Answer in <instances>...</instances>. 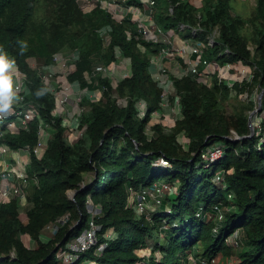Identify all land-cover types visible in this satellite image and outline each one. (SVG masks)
I'll return each instance as SVG.
<instances>
[{
  "label": "trees",
  "instance_id": "1",
  "mask_svg": "<svg viewBox=\"0 0 264 264\" xmlns=\"http://www.w3.org/2000/svg\"><path fill=\"white\" fill-rule=\"evenodd\" d=\"M44 1L0 0V48L26 73L27 100L37 105L43 121L53 127L40 158L32 150L38 120H33L28 130L0 135V143L31 148L27 171L37 180L27 192L26 222L19 216L17 198L0 203V264H61L55 248L87 226L91 216L88 199L100 208L94 216L101 226L98 242L71 264H181L194 248L201 250L196 255L212 258L230 252L227 237L237 228L243 246L236 264H264V140L255 134L247 136L246 111L231 118L220 103V94L231 88L236 94L264 88V0H255L249 17L233 13L230 0H202L200 6L190 0H155L154 17L160 28L203 40L207 43L205 58L219 64L240 60L251 66L252 77L230 87L219 81L217 74L209 84L191 73L175 76L182 117L167 130L160 123L154 124L150 137L146 127L164 94L153 77L151 58L167 44L128 37L127 29L136 33L131 19L116 22L99 4L84 11L78 0H50L52 13L39 16ZM106 24L111 25L108 43L98 32ZM246 26L250 27L248 32ZM215 29L218 34L208 44ZM32 37L37 38V45L31 43ZM117 48L121 56L130 57L131 73L114 87L110 77L95 67L117 61ZM63 50L78 53L69 61V80L102 94L100 99L82 96L81 102L88 109L78 119L83 131L74 142L66 136L62 117L52 113L55 97L43 82V69L31 68L27 61L30 55L42 54L44 64H49L52 54ZM231 130L241 137L234 138ZM180 132L188 138L186 148L178 142ZM218 141H223L224 153L208 164L201 151ZM162 155L169 165L158 162ZM211 165L213 170L207 172ZM219 170L224 177L216 181ZM158 180H178L179 186L150 220L128 204L129 187ZM70 189L76 190L74 199L68 195ZM223 190L233 194L232 200ZM227 204L234 208L222 220L206 219L207 211L215 213ZM66 214L68 220L43 240V228ZM164 221L167 228L161 230ZM21 234H28L33 245L27 246ZM150 242V254L139 255L137 251L149 247ZM101 243L105 245L98 250Z\"/></svg>",
  "mask_w": 264,
  "mask_h": 264
},
{
  "label": "built area",
  "instance_id": "2",
  "mask_svg": "<svg viewBox=\"0 0 264 264\" xmlns=\"http://www.w3.org/2000/svg\"><path fill=\"white\" fill-rule=\"evenodd\" d=\"M193 1L195 0H192L191 2L193 3ZM86 4L87 6H81L84 11H89L99 4L110 13L111 18L116 22H122L126 19V17H129L135 26L136 33L133 34L131 33V29H127L126 32L128 37L134 35L136 38L156 41L157 36L163 33L172 35V33H169L170 30L173 31V29L164 31L155 21V0H140V3L128 2V0H94L93 3L90 4L88 2L85 3V5ZM170 10L172 11V7H170ZM181 27H183V25ZM110 31L111 25L108 24L103 25L98 29L99 34L104 38L106 43L110 41ZM193 32H195V29H193ZM216 34H218L217 29H215L214 33L209 36L208 44L213 43L214 36ZM206 45L207 43L203 40L192 37H182L181 44L176 50L184 58H182V62L184 63L185 68L184 70L180 69V72L178 70L177 74L179 76L191 73L196 75L198 79L209 84L212 75L217 74L218 80L226 83L230 87L236 81L251 79V66L244 64L240 60L234 63L224 62L219 64L216 60L205 58L203 56V50ZM168 46L169 44L163 47L158 54L153 55L151 58V71L153 77L161 87L168 85L170 80L168 76L164 77V75H162V63H160L157 55L161 54L162 60V57L168 53L166 51ZM116 50V56L119 60L111 62L109 65L98 64L95 67L97 72L110 77L112 83L117 81L119 74L123 75L121 72L124 71L123 68H127L130 60L126 57H123L122 59L119 49L117 48ZM165 51L166 53L163 54ZM77 55L78 53L76 51H72L66 56H63L61 52H55L53 61L45 66L42 71L43 82L55 97V107L52 110L54 115L63 116L64 112H66L67 105H69V100L75 98L77 95L76 91L79 87H81L78 81H71L68 77L70 73L69 61L70 59L76 58ZM54 59L57 60L54 61ZM12 71L13 87L19 99L13 103L12 108L9 111H0V135L4 132L17 133L21 130H28L30 123L33 120H38L37 142L32 150L35 155L40 158L43 155L48 139L51 136L45 128V124H49L45 123L41 118L37 105L27 100V95L30 92V89L27 83L26 73L20 69L16 62L15 68ZM125 71L127 72L124 76L130 75L131 68L127 70L125 69ZM85 75L88 78V75ZM230 90L232 91L233 89L231 88ZM76 119L78 120V117H76ZM253 121L254 134L259 136V139L263 141L264 108L262 109V112H260V115L256 113L253 116ZM62 124L67 129L69 125L68 119L62 117ZM82 130L83 128H81V131ZM231 131L233 134L232 136L236 138L238 134L234 130ZM69 138H71L70 133L68 134V139ZM69 141L74 142L75 140L71 141V139H69ZM30 152L31 148L29 146L13 148L6 142L0 143V203H7L14 198L18 199L19 208H22V206L27 203L28 189L32 183L37 182L36 178L31 177L27 171V165L30 162ZM223 153V141H218L206 145V147L201 151V158L210 164L211 162L219 159ZM158 162L162 165H169L168 159L163 155L159 156ZM223 177V170H219L215 175V180L221 181L223 180ZM178 186V180L171 182L158 180L150 185L141 186L139 188L129 187L128 204L137 214L146 216L149 213V210L155 211L158 207H160L166 196L176 193ZM232 198L233 194L228 192L227 199L232 200ZM89 200L90 199L87 200V203ZM233 208L234 205L227 204L223 207H218L215 213L207 211L205 213L206 219L220 221L224 218L225 213ZM99 209V206H97L93 214H91L87 226L79 235L68 240L63 246L57 249L56 257L59 259L61 264H71L75 262L81 252L88 250L92 245H95L98 242L97 232L101 226L95 222L94 216ZM165 228H167V225L164 221L161 225V230ZM214 230H216V226L214 227ZM227 243L234 248L241 246L242 241L240 229L237 228L230 233L227 237ZM104 245V243H101L97 249L101 250ZM147 254H150V251L147 252ZM216 262L217 256L207 258L203 256H196L189 252L187 258L183 259L181 264H215Z\"/></svg>",
  "mask_w": 264,
  "mask_h": 264
},
{
  "label": "rangeland",
  "instance_id": "3",
  "mask_svg": "<svg viewBox=\"0 0 264 264\" xmlns=\"http://www.w3.org/2000/svg\"><path fill=\"white\" fill-rule=\"evenodd\" d=\"M80 6H87V4L85 5V3H93L94 0H78ZM91 1V2H90ZM194 2V1H193ZM230 4H231V8L233 13H237L243 17H249L253 14V6H254V0H230ZM200 6V5H199ZM53 11V5L52 2L50 0H45L41 6V8H39L38 13L39 16H44L49 15L50 13H52ZM249 26L245 27V32L249 31ZM172 35H168L167 33H163L161 35H158L156 38V41H160L163 42L165 44H169V46L166 48V51L168 53H166V55H164L162 57L161 60V54L157 55L159 57V61L160 63H162V68H161V73L162 75H164V77L168 76L169 78V82L168 85H166L163 88V97L161 100V105L160 107L155 110L152 115H151V119L147 124L146 127V132L148 134V136H152L153 131H154V124L156 123H160L162 124L166 130L171 128L174 124L176 119L181 118L182 117V113H181V105L179 102V96L176 94V89L173 83V78L177 75V72L180 69L184 70L185 65L182 62L183 61V57L177 52V47L180 46L181 44V39L182 36L178 35L176 33H174L172 30H170V33ZM181 37V38H180ZM31 43L33 45H37V38H30ZM252 46V44H251ZM137 47L141 50L144 51L145 47L142 45V43L138 44ZM63 56H66L68 54H70L71 52L67 51V50H63L62 52ZM54 56V53L52 54V57ZM121 58L123 59V56H121ZM126 58H129L128 56H126ZM183 58V59H182ZM58 59V58H57ZM56 59V60H57ZM54 59V61H56ZM119 60V59H118ZM28 64L31 68H42L44 69L45 66H47L48 64H44V57L42 54H33L28 56L27 58ZM119 63V62H117ZM129 65L127 66V69L131 68V59L129 60ZM122 68V67H120ZM125 69L123 68L124 71H122L121 74H119V77L117 78L116 82H113L112 85L115 87L117 85V82L123 78V76L125 75V73L127 71H125ZM164 69V70H163ZM213 78V77H212ZM77 95L75 96V98H72L71 100H69V105H67V109L66 112H64L62 117H65L68 119L69 125L65 131L66 136L68 137V134H71V141H74L78 138V136L81 135L82 131H81V127L78 125L79 120L76 119V117L81 116V114L83 112H85L88 109V105L87 104H83L81 102V96L84 95H88L91 99H100L102 94L101 91L96 89V90H90L87 91V89L79 87V89L76 91ZM260 91L254 89L251 92H247L244 91L240 94H236V92L234 90H229L227 92H223L222 94H220V103L222 105L223 111L225 114H227L229 117L234 118V116H236V114L238 112H242V111H246L248 113V116L250 115V113L258 107V95H259ZM172 97H174L172 99ZM263 99V97H262ZM119 101L122 103V100L119 99ZM252 103V105H251ZM140 107L143 109V105H144V101L139 102ZM251 105V106H250ZM262 106V105H261ZM260 112H262V107L259 108V110L257 111V114L260 115ZM143 114V113H141ZM141 116V115H140ZM71 121V123H70ZM45 128L46 130L52 134L53 133V127L49 124L46 125L45 124ZM165 130V131H166ZM177 139L178 142L183 146V147H187L188 144V138L187 136H185V134L183 132H180L177 134ZM214 165H211L210 167L206 168L207 172H211L213 170ZM31 186V185H30ZM30 188V187H29ZM71 190V189H70ZM68 190V195L71 196V191ZM223 194L224 196H227V191L223 190ZM27 203H25L22 208H19V216L21 218L22 221L26 222L27 217H26V212H25V208H26ZM98 205H94L92 203L91 200L88 201V212L91 214H93V212L95 211V209L97 208ZM154 210H149V213L146 215L147 219L151 220V216L153 214ZM68 214L64 215L63 217L58 218L57 221L55 222H51L49 224H47L43 230H42V234H41V238L43 240H47L49 239L51 236L54 235L55 231L57 230V227H59V225L64 224L67 220H68ZM165 230V229H163ZM162 235V233H161ZM160 236V235H159ZM20 237L22 238V240L24 241V243L27 246H32L33 245V240L31 239V237L28 234H21ZM161 237H159V240ZM153 242V240H152ZM152 242H150L149 247H144L139 249L137 252L139 255L141 256H148L149 254H147V252L151 251L150 246L152 245ZM243 243L241 244L240 247L234 248L232 247L230 252L228 254H219L217 256V262L215 264H236L238 262V252L242 249ZM198 251H201L200 248L199 250L197 248H194V250L192 251L193 255H196L198 253ZM157 256H160L159 251L156 252ZM186 254L184 256V258H187ZM199 256V255H196ZM183 256H180V259H182Z\"/></svg>",
  "mask_w": 264,
  "mask_h": 264
},
{
  "label": "clouds",
  "instance_id": "4",
  "mask_svg": "<svg viewBox=\"0 0 264 264\" xmlns=\"http://www.w3.org/2000/svg\"><path fill=\"white\" fill-rule=\"evenodd\" d=\"M14 68L15 59L0 48V111H9L13 103L19 99L13 87Z\"/></svg>",
  "mask_w": 264,
  "mask_h": 264
},
{
  "label": "water",
  "instance_id": "5",
  "mask_svg": "<svg viewBox=\"0 0 264 264\" xmlns=\"http://www.w3.org/2000/svg\"><path fill=\"white\" fill-rule=\"evenodd\" d=\"M263 94H264V88L260 91V93H259V95H258V107L257 108H255L251 113H250V115L248 116V124H249V128H250V133L247 135V136H252L253 134H254V121H253V116L257 113V111L259 110V108L261 107V105H262V97H263ZM239 137H241L240 135H238L237 137H236V139L237 138H239ZM71 191V190H70ZM75 193H76V190H72L71 191V198H73L74 199V196H75ZM58 245L56 246V248H55V251L58 249Z\"/></svg>",
  "mask_w": 264,
  "mask_h": 264
},
{
  "label": "crops",
  "instance_id": "6",
  "mask_svg": "<svg viewBox=\"0 0 264 264\" xmlns=\"http://www.w3.org/2000/svg\"><path fill=\"white\" fill-rule=\"evenodd\" d=\"M193 3L196 4L197 6H199L202 4V0H195ZM254 4H255V0H254Z\"/></svg>",
  "mask_w": 264,
  "mask_h": 264
}]
</instances>
